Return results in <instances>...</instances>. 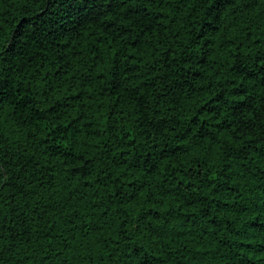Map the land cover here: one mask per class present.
<instances>
[{"label": "trees", "instance_id": "16d2710c", "mask_svg": "<svg viewBox=\"0 0 264 264\" xmlns=\"http://www.w3.org/2000/svg\"><path fill=\"white\" fill-rule=\"evenodd\" d=\"M0 264H264V0H0Z\"/></svg>", "mask_w": 264, "mask_h": 264}]
</instances>
